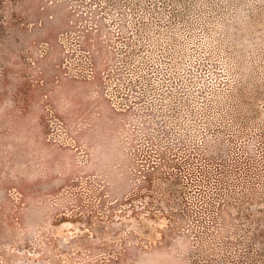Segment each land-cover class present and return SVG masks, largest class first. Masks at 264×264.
Segmentation results:
<instances>
[{"label":"rangeland","instance_id":"rangeland-1","mask_svg":"<svg viewBox=\"0 0 264 264\" xmlns=\"http://www.w3.org/2000/svg\"><path fill=\"white\" fill-rule=\"evenodd\" d=\"M0 264H264V0H0Z\"/></svg>","mask_w":264,"mask_h":264}]
</instances>
